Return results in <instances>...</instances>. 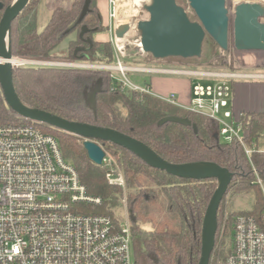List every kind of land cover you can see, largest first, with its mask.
<instances>
[{"label": "trees", "instance_id": "obj_1", "mask_svg": "<svg viewBox=\"0 0 264 264\" xmlns=\"http://www.w3.org/2000/svg\"><path fill=\"white\" fill-rule=\"evenodd\" d=\"M12 2L0 0L3 6L0 18ZM43 2L49 16L39 30L38 12ZM96 2L28 0L9 28L11 54L22 60L63 57L78 62L114 64L116 57L111 42L93 39L94 33L106 29ZM72 33L75 36L68 40L65 54L55 51ZM122 62L127 63L123 58ZM32 66L38 65L14 64L12 69L15 92L30 107L70 121L119 131L143 142L170 163L217 164L232 175L227 190L254 191L255 202L249 211H230L224 217L222 206L226 193L220 202L208 264L218 261L224 264L231 251L235 217L245 214L260 219L264 209L263 194L256 182L258 177L264 185V151L256 148V141L264 137V111L246 112L239 118L241 139L251 150L247 155L238 140L226 141L219 135L218 124L213 119L154 94L121 90L110 71ZM239 69L230 55L226 70ZM97 79L101 86L94 91L93 108L89 109L80 92ZM8 110L12 111L0 89V122H30L7 114ZM34 124L56 138L63 157L73 164L87 193L101 199L98 205H87V211L107 215L118 224L116 210L123 205L129 221L134 264H198L202 220L216 188L215 179L176 177L153 168L128 149L96 140L114 172L122 175L123 187L111 184L105 176L108 167L104 162L96 165L88 158L82 145L84 139L43 123Z\"/></svg>", "mask_w": 264, "mask_h": 264}, {"label": "built area", "instance_id": "obj_2", "mask_svg": "<svg viewBox=\"0 0 264 264\" xmlns=\"http://www.w3.org/2000/svg\"><path fill=\"white\" fill-rule=\"evenodd\" d=\"M118 2L108 0L114 64L52 59L60 64L45 66L107 70L121 90L149 94L152 93L147 86L132 83L125 73L145 70L205 78L207 82L191 85L187 106L180 105L174 94L160 98L213 119L219 135L226 141L235 138L249 155L251 150L240 136L241 123L231 110V82L262 80L264 73L241 70L199 73L181 67L125 66L121 61L125 44L138 30L137 23L126 20L127 34L123 38L115 36L114 29L124 20L119 17ZM230 2L233 9L239 3L256 1ZM135 11L138 12L136 8ZM137 18V22L142 20L141 15ZM137 46L140 48L138 43ZM29 121L0 122V264H134L126 210L122 211L123 219L118 224L107 215L87 211V205H98L101 199L87 193L75 167L63 157L56 138L41 131L35 121ZM102 162L108 167L107 181L123 187L122 175L114 172L109 159L104 157ZM256 182L264 198V185L258 177ZM224 264H264V209L260 219L245 214L235 217L231 251Z\"/></svg>", "mask_w": 264, "mask_h": 264}, {"label": "water", "instance_id": "obj_3", "mask_svg": "<svg viewBox=\"0 0 264 264\" xmlns=\"http://www.w3.org/2000/svg\"><path fill=\"white\" fill-rule=\"evenodd\" d=\"M186 1L195 16L194 20L176 0H150L144 5L148 18L139 20L136 26L143 53L149 54L154 60L169 57L182 59L199 57L206 36H209L220 49H227L228 25L225 0ZM27 3L28 0H13L2 13L0 58L3 60L17 58L9 50V28ZM2 8L0 3V10ZM233 16L232 44L239 63L242 67H264V4L239 3L233 8ZM128 30V22L122 20L114 29V34L117 38H123ZM5 40L7 50L4 49ZM12 69L13 65L10 62H0V89L9 108L24 119L81 137L84 139L83 148L94 164L100 165L105 157V151L96 141L101 140L128 149L153 168L173 176L193 180L215 179L216 188L202 220L201 252L198 261V264H208L215 243L217 210L232 177L226 168L210 162L170 163L143 142L119 131L70 121L47 111L32 108L18 98L12 82Z\"/></svg>", "mask_w": 264, "mask_h": 264}, {"label": "rangeland", "instance_id": "obj_4", "mask_svg": "<svg viewBox=\"0 0 264 264\" xmlns=\"http://www.w3.org/2000/svg\"><path fill=\"white\" fill-rule=\"evenodd\" d=\"M180 2L185 10L187 11L189 17L191 19H195V16L192 12V10L188 6V2L186 0H176ZM149 0H139L133 5L135 8L140 12L142 19H147L148 14L144 11V5L147 4ZM260 2V1H256ZM138 4V5H136ZM225 6L227 8V25H228V47L226 50L220 49L216 43L209 37H205L203 44H202V50L199 57H193V58H187L182 59L178 57H169L162 60H154L149 54L143 53L141 49L137 46V43L139 42V33H134L129 36L128 42L125 44V50L123 55V60H126L127 63H123L125 66L130 67H136V68H185L187 70H193V71H199V73L204 72H217V71H229L226 70V66L229 63V56L231 55L233 57L234 63L238 65L239 67H242V65L239 63L238 59L236 58L235 50L233 48L232 44V28L234 24V16H233V9L231 6L230 0H225ZM6 9V8H5ZM49 11L44 5V2L41 3L39 6V12H38V29L41 30L43 26L45 25L46 21L48 20ZM74 33L67 36L65 39H63L60 44L57 46L55 51H58L62 48L66 49L68 40L74 38ZM140 46V44H138ZM65 49L60 51V53L65 54ZM25 58V57H21ZM30 58V57H27ZM121 58V61H122ZM41 59H66L71 60L63 57L58 58H41ZM21 64V63H20ZM24 67H31V66H24ZM32 67H44V68H55V67H49V66H32ZM246 69V70H245ZM245 69H239L241 71H248V72H262L264 73V67H254L249 68L245 67ZM145 71V70H143ZM143 71H127L125 73L127 79L131 81L132 83L138 85V86H149L150 79L155 78H167L171 80L176 79H185L191 82V85L198 82L206 81L205 78H200L199 76H180V75H173V74H159L154 72H143ZM117 74V73H116ZM115 74V75H116ZM118 75V74H117ZM202 77V76H201ZM264 80V79H262ZM256 81V80H255ZM101 86L100 80L97 79L94 81L91 85L88 87L82 88L80 94L83 95L85 98V104L89 109L93 108V93L95 90L99 89ZM7 114L15 116L20 118L18 114L15 112H12L10 110L7 111ZM256 148L259 151H264V137L259 138L256 141ZM108 159V158H107ZM110 161V160H109ZM255 202L254 197V191H237L234 190H227L224 200H223V206H222V214L225 217L226 214L230 211H249L252 209ZM124 207L122 205V208L119 207L116 211L119 212V218L120 220L123 219L122 211H124ZM122 215V216H121ZM219 264L218 262H215L214 264Z\"/></svg>", "mask_w": 264, "mask_h": 264}, {"label": "crops", "instance_id": "obj_5", "mask_svg": "<svg viewBox=\"0 0 264 264\" xmlns=\"http://www.w3.org/2000/svg\"><path fill=\"white\" fill-rule=\"evenodd\" d=\"M96 5L101 16L102 24L106 27V29L102 32L94 33L93 39L99 41H110V19L108 16L110 6L108 0H97ZM63 49L65 48H62L58 51L60 52ZM249 68L251 69L254 67ZM240 69H245V67H240ZM203 82H207V80ZM147 87L152 94L159 97H166L170 94H174L176 101L182 106H187L190 103L191 82H189L188 80L152 78L150 79L149 86ZM230 103L232 113L237 119H239L240 116L246 112L264 111V80L255 81L247 79H237L232 81Z\"/></svg>", "mask_w": 264, "mask_h": 264}, {"label": "bare ground", "instance_id": "obj_6", "mask_svg": "<svg viewBox=\"0 0 264 264\" xmlns=\"http://www.w3.org/2000/svg\"><path fill=\"white\" fill-rule=\"evenodd\" d=\"M137 1L139 0H119L117 5L119 17L129 21L131 24H136L138 20L137 17L140 16V12L135 11V6L133 4L136 3ZM254 1L264 2V0H254ZM254 3H260V2H254ZM138 44L140 43L138 42ZM4 49L7 50L6 40L4 42ZM1 61H8L12 65L20 64V63L26 65H38V66L53 65L56 63L60 64L59 61H55V60H22V59L3 60L2 58H0V62Z\"/></svg>", "mask_w": 264, "mask_h": 264}]
</instances>
